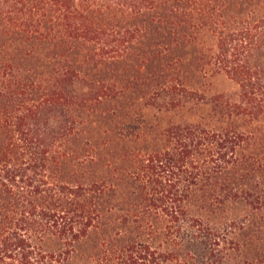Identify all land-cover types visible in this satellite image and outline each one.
Masks as SVG:
<instances>
[{"label": "trees", "instance_id": "trees-1", "mask_svg": "<svg viewBox=\"0 0 264 264\" xmlns=\"http://www.w3.org/2000/svg\"><path fill=\"white\" fill-rule=\"evenodd\" d=\"M194 67L235 99L146 146L114 74L169 106ZM105 226L98 264H264V0H0V264H63Z\"/></svg>", "mask_w": 264, "mask_h": 264}, {"label": "rangeland", "instance_id": "rangeland-1", "mask_svg": "<svg viewBox=\"0 0 264 264\" xmlns=\"http://www.w3.org/2000/svg\"><path fill=\"white\" fill-rule=\"evenodd\" d=\"M191 47L186 48L187 58H192L197 54V50H201V54L208 53L207 51L212 47V41L205 36H201L196 40ZM198 54L195 57H198ZM192 58V59H193ZM157 70L156 67L151 72ZM121 73H115L116 82L119 79L123 80L124 86L132 88L134 92V97L132 100H127L126 105H123V114H128L135 119V123L132 125L130 132L136 133V128H141L143 131L142 139L148 147H164L163 130L172 124L189 125V124H211L215 118V112L218 108L222 97L235 99L236 87L235 85L227 80L222 74L213 73L207 67L206 70H196L195 67L186 70L180 76L182 83V88L175 91L176 96H174V101H169L171 104L166 105V99L161 97L160 99H154L149 97V88L145 89V84L149 81L154 83L153 80L157 76L149 77L151 80L145 81V77L148 76L147 73L135 72H125L122 76ZM159 80V79H157ZM116 83V84H117ZM148 90V91H147ZM128 93L130 90L128 89ZM223 98V99H224ZM117 105L111 103V106ZM113 107V108H114ZM106 117L104 115L98 114L92 117V120H101L102 126L100 131L103 129L110 130L113 125L112 118H108L104 121ZM107 119V118H106ZM96 126V125H95ZM94 125L92 124V136L94 135ZM110 132V131H109ZM108 133V132H107ZM104 151H101L103 153ZM96 168L92 167V177L95 176ZM200 206L199 203L191 208V213L203 216L204 214L199 213L197 208ZM245 208L243 206H237L234 214H244ZM113 217H110L112 221ZM106 233L103 235L94 234L93 231L88 235L86 239L80 242L76 251L71 254L69 260H65L63 264H98L96 260L101 258L100 253L103 248L100 247V242L102 239L113 234L112 230L114 228H108L105 226L103 228ZM112 229V230H111ZM120 241L118 240V243ZM47 249H53L54 247L47 246ZM165 246L162 249L165 250ZM168 250L172 249V246L167 247ZM187 250V251H186ZM191 248H186L179 252V260L182 263L191 264L194 259ZM187 254V255H185ZM198 257V256H197Z\"/></svg>", "mask_w": 264, "mask_h": 264}]
</instances>
